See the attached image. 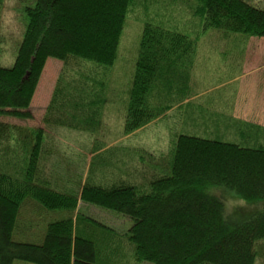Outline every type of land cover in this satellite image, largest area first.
<instances>
[{
  "label": "trees",
  "instance_id": "16d2710c",
  "mask_svg": "<svg viewBox=\"0 0 264 264\" xmlns=\"http://www.w3.org/2000/svg\"><path fill=\"white\" fill-rule=\"evenodd\" d=\"M148 1L22 0V40L11 66L0 65V118L33 119L47 61L57 59L63 69L43 128L0 119V264H114L124 250L134 264H264V127L194 103L179 106L191 98L196 56H207L203 38L216 32L226 46L244 44L234 46L229 56L236 57L248 39L264 38V9L248 0H179L178 29L148 22ZM169 1L177 0H162ZM3 6L0 0V21ZM136 12L145 24L123 133L167 119L172 148L156 157L140 147L103 150L107 145L96 138L88 165L69 178L48 134L101 132L107 73L125 21ZM61 157L68 160V153ZM116 159L123 167H114ZM228 201L236 202L232 211ZM30 202L54 220L39 240L21 242L19 215ZM91 209L123 220L124 229Z\"/></svg>",
  "mask_w": 264,
  "mask_h": 264
},
{
  "label": "rangeland",
  "instance_id": "374dc122",
  "mask_svg": "<svg viewBox=\"0 0 264 264\" xmlns=\"http://www.w3.org/2000/svg\"><path fill=\"white\" fill-rule=\"evenodd\" d=\"M248 1L255 6L264 9V0ZM148 2L151 10V19L148 22H162L165 26H169L171 28L177 27L179 29V0L169 1L168 3H164L162 0H149ZM21 3L22 0H4V6L1 13L2 19L0 21V65L2 66H11V63L16 57V48L18 47V43L22 40V35L26 25V17ZM136 14L137 15L131 14L125 21V27L119 44L116 63L107 73L108 93H106L105 96L106 102L103 108L102 126L100 128L101 132L95 137L91 134H87L86 132L53 128V130L51 129L48 134L49 141L51 140V143L58 146L61 154L64 155L65 152L68 153V160L62 159L60 153L58 156H53L54 160H59L60 164L63 166H65V162L66 166L71 169L72 172L67 171L69 178L76 176L80 172L83 165H88V161L92 157L89 155L91 153L90 150L92 149L91 146L95 142L96 138L103 140V142L107 145L103 150L121 145L126 148L140 147L152 152L156 157L166 155L170 151V147L172 148V134L169 135L170 132L168 125L170 120L165 121L164 119L162 121L160 119L129 136H125L123 133L124 119L128 103V92L131 87V81L138 56L139 42L145 24V16L144 20H137L135 18L138 16V12H136ZM218 36V33L213 32L211 37L208 36L203 38V42L199 45L203 51L210 46L215 48L216 55L222 58L223 63L227 56L233 52L234 46H244V44L236 45L234 43L226 46L223 44L225 40L224 36L220 35V38ZM221 44H223V48H221V52H219L217 46ZM252 46L253 47H251L248 43L247 50L250 49V53L252 52L250 58L254 56L252 64L263 62L264 57L259 56L264 55V44L258 46L252 44ZM62 69V63L57 59L51 58L47 61L30 108L33 119L17 120L7 117L0 119L2 121L21 125L23 127L43 128L44 124L42 123V119L46 107L48 106V103H50L55 84L62 72ZM206 70L213 71L214 69L211 66H207ZM107 158V162H110L111 158ZM47 159L49 164H52L50 159ZM119 161V159H116V162L114 163L115 168L123 167L122 160L120 164ZM118 164L121 167L118 166ZM110 171L111 170H109V172ZM29 205H31L30 207L32 208H29ZM234 205H236L235 201L227 202V208L229 211L233 210ZM91 212L102 222L115 228L116 231L120 232V230L124 229V221L121 219L119 220L112 214L102 212V210L100 211L98 209H91ZM52 217V213L46 211L44 208L42 209L41 205L38 203H28L26 206L22 207L18 221L20 226L19 232L23 234V237L15 234V239L21 242H34V238L39 236L42 231L44 233V228L49 222L54 220ZM30 229L33 231L35 237L27 236V232H31ZM123 252L125 253L124 255L128 254L127 250H124ZM124 255L120 261H116L114 264H134L131 259H125ZM14 264L34 263L17 260Z\"/></svg>",
  "mask_w": 264,
  "mask_h": 264
},
{
  "label": "crops",
  "instance_id": "0c3cea01",
  "mask_svg": "<svg viewBox=\"0 0 264 264\" xmlns=\"http://www.w3.org/2000/svg\"><path fill=\"white\" fill-rule=\"evenodd\" d=\"M248 43L251 47L252 44L263 45L264 38L248 39L243 52L236 57L227 56L220 68L216 66L218 56H214L215 48L210 46L204 49L205 51L201 53L207 56L196 57V65L201 68L196 69L192 74L191 98L179 106L184 109L188 103H194L199 109L205 106L264 127V61L252 64L254 56L250 58L252 52L250 53V49L247 50ZM207 66L213 67L214 70L207 71ZM210 95L214 100L208 102L207 98ZM204 101L209 104H205ZM32 232V230L28 231L27 236L31 237Z\"/></svg>",
  "mask_w": 264,
  "mask_h": 264
}]
</instances>
